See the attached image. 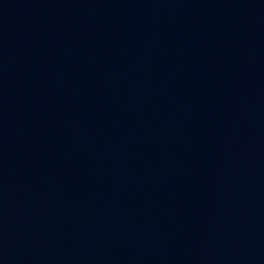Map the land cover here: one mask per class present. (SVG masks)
I'll return each instance as SVG.
<instances>
[{"label": "water", "instance_id": "1", "mask_svg": "<svg viewBox=\"0 0 264 264\" xmlns=\"http://www.w3.org/2000/svg\"><path fill=\"white\" fill-rule=\"evenodd\" d=\"M0 264H264V0H0Z\"/></svg>", "mask_w": 264, "mask_h": 264}]
</instances>
